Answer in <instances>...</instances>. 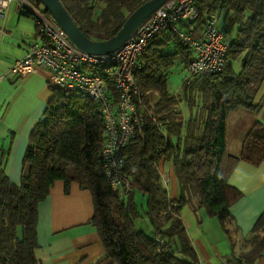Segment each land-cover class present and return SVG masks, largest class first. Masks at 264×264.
<instances>
[{
    "label": "trees",
    "instance_id": "1",
    "mask_svg": "<svg viewBox=\"0 0 264 264\" xmlns=\"http://www.w3.org/2000/svg\"><path fill=\"white\" fill-rule=\"evenodd\" d=\"M60 1L86 37L101 42L115 36L149 0ZM32 2L39 6L37 0ZM193 2L199 17L178 27L200 41L206 17L216 15L227 46L226 67L212 75L190 77L194 51L173 31L148 41L134 69L141 97L133 100L144 116L142 128L123 150L122 175L130 182L127 193L124 185L113 189L106 178L102 158L106 128L97 103L69 92L49 89L43 119L29 136L19 185L6 177L8 152H0V264H40L35 257L38 209L56 182L64 183L66 194L73 183L89 192L94 207L90 223L112 263L199 264L182 214L185 206L196 218L203 209L218 224L232 250L227 260L241 257L245 264H256L263 256L264 211L237 255L234 252L237 227L231 208L243 194L229 179L240 162L263 164L264 125L252 123L236 157L228 153L226 117L238 111L256 117L264 106V98L257 100L264 82V0ZM21 12L31 17L29 11ZM42 41L48 44L45 38ZM169 46L174 48L171 54ZM176 63L186 71L178 93L168 85ZM92 73L100 75L99 70ZM102 77L116 104L118 94L109 78ZM167 162L179 183L177 200L170 198L162 172ZM136 194L144 206L137 204Z\"/></svg>",
    "mask_w": 264,
    "mask_h": 264
},
{
    "label": "crops",
    "instance_id": "2",
    "mask_svg": "<svg viewBox=\"0 0 264 264\" xmlns=\"http://www.w3.org/2000/svg\"><path fill=\"white\" fill-rule=\"evenodd\" d=\"M42 42L34 20L21 12L17 2L11 4L6 12L4 27L0 30V75L24 58L32 44ZM166 49L170 54L174 51L172 46ZM173 68L186 74L179 63ZM47 82L46 71L25 79H3L0 82V152H8L4 172L14 185L20 183L29 136L43 119L51 98ZM180 89H175V92L178 93ZM261 98H264V82L257 100ZM254 121L264 125V106ZM249 128L239 133L232 143L226 137L230 155H240ZM162 172L169 182L170 198L179 199L180 187L172 165L165 163ZM229 184L243 194L242 199L231 208L237 227L234 234V252L237 255L242 242L250 236L255 222L264 211V162L259 167L240 162ZM64 189L63 182H56L46 201L39 206L38 247L35 250L37 261L40 264H116L106 258L97 229L90 223L94 207L89 192L81 190L75 183L71 184L68 194ZM182 214L199 264H222L230 257L232 250L229 242L218 224L203 209L199 210L197 218L188 206L183 207ZM141 228H145V222ZM256 264H264V252Z\"/></svg>",
    "mask_w": 264,
    "mask_h": 264
},
{
    "label": "built area",
    "instance_id": "3",
    "mask_svg": "<svg viewBox=\"0 0 264 264\" xmlns=\"http://www.w3.org/2000/svg\"><path fill=\"white\" fill-rule=\"evenodd\" d=\"M17 2L21 11L27 10L37 26L41 38L48 44H32L21 60L16 61L3 75V79H25L30 75L46 71L50 74L47 86L74 94L97 103L106 128V144L102 151L105 175L113 189L124 185L125 192L130 182L122 175L123 150L128 140L142 128L143 118L133 99L141 97L134 69L139 67V58L148 41L163 31H173L180 42L194 51V60L189 66V76H208L223 71L226 67L227 46L218 27V17L208 15L200 41L186 36L178 27L180 23L190 25L199 17L193 0H169L145 21L117 51L101 56L90 55L79 50L66 36L49 12L32 0H0V30L5 23L9 6ZM90 69L91 71H88ZM100 75L92 73L98 71ZM107 76L118 102L113 104ZM188 78L184 80L186 82ZM140 103V102H139ZM167 183V182H165ZM162 243L161 239L157 240ZM222 264H245L240 257Z\"/></svg>",
    "mask_w": 264,
    "mask_h": 264
},
{
    "label": "water",
    "instance_id": "4",
    "mask_svg": "<svg viewBox=\"0 0 264 264\" xmlns=\"http://www.w3.org/2000/svg\"><path fill=\"white\" fill-rule=\"evenodd\" d=\"M64 31L68 39L81 51L101 56L117 51L151 15L169 0H149L138 7L123 23L117 34L106 41L89 40L69 15L60 0H37Z\"/></svg>",
    "mask_w": 264,
    "mask_h": 264
},
{
    "label": "rangeland",
    "instance_id": "5",
    "mask_svg": "<svg viewBox=\"0 0 264 264\" xmlns=\"http://www.w3.org/2000/svg\"><path fill=\"white\" fill-rule=\"evenodd\" d=\"M88 71H91V70L88 69ZM184 76L185 74H181V71L178 68H173L172 73L169 77V83H168L169 88L174 91L175 89L180 88L182 85V80ZM253 120H254V116L252 114L243 112V111H238V112L228 114L226 117V128H227L226 137H227L228 142L232 143L233 141H235L237 135L247 130V128H249V126L252 124ZM169 188L170 187L167 188L168 191H169ZM135 200L139 206H144L145 201L144 199H142V197L139 194H136ZM139 210H142V208L139 207ZM136 225H137V228H139V225L137 222H136Z\"/></svg>",
    "mask_w": 264,
    "mask_h": 264
}]
</instances>
